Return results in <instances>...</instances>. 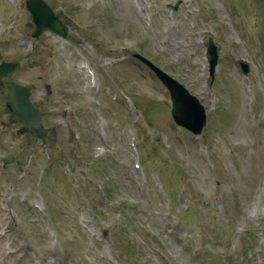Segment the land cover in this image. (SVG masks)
Segmentation results:
<instances>
[{
  "label": "rangeland",
  "instance_id": "374dc122",
  "mask_svg": "<svg viewBox=\"0 0 264 264\" xmlns=\"http://www.w3.org/2000/svg\"><path fill=\"white\" fill-rule=\"evenodd\" d=\"M46 1L66 38L0 0L47 142L0 85V264H264V0ZM133 52L200 99V135Z\"/></svg>",
  "mask_w": 264,
  "mask_h": 264
},
{
  "label": "water",
  "instance_id": "95a60500",
  "mask_svg": "<svg viewBox=\"0 0 264 264\" xmlns=\"http://www.w3.org/2000/svg\"><path fill=\"white\" fill-rule=\"evenodd\" d=\"M25 4L34 23L32 37L37 39L47 29L62 37H66L68 26L61 21L45 0H25ZM206 55L209 61V73L213 77L217 63V51L211 39L209 40ZM134 56L152 69L169 90L172 104L170 112L175 122L194 134L201 133L202 128L206 124V109L198 97L190 93L183 84L154 65L147 58L137 53ZM242 66L244 72H247L248 66L245 63H242ZM18 69V62L2 61L0 63V85L4 82L7 87V106L15 120L19 121L24 127L31 129V132L45 143V130L41 124L42 113L30 99V88L11 79V75Z\"/></svg>",
  "mask_w": 264,
  "mask_h": 264
},
{
  "label": "bare ground",
  "instance_id": "6f19581e",
  "mask_svg": "<svg viewBox=\"0 0 264 264\" xmlns=\"http://www.w3.org/2000/svg\"><path fill=\"white\" fill-rule=\"evenodd\" d=\"M93 74H94V72H93ZM95 76V75H94Z\"/></svg>",
  "mask_w": 264,
  "mask_h": 264
}]
</instances>
